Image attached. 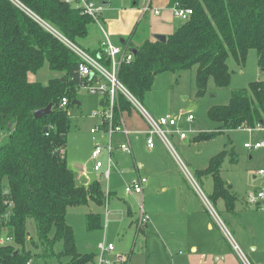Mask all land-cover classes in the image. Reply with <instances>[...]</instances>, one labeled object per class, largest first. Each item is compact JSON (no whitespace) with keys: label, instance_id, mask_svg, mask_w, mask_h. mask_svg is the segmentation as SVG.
Returning <instances> with one entry per match:
<instances>
[{"label":"trees","instance_id":"trees-1","mask_svg":"<svg viewBox=\"0 0 264 264\" xmlns=\"http://www.w3.org/2000/svg\"><path fill=\"white\" fill-rule=\"evenodd\" d=\"M20 1L76 44L86 39L95 22L65 0ZM176 3L192 9L193 15L166 42L150 39L146 18L124 41L123 46L136 49L137 55L122 64L119 80L141 102L159 75L194 68L198 97L206 95L211 80L226 88L232 78L228 60L245 65L251 50L257 52L258 67L264 73V0H170L169 7ZM86 51L103 59L102 48ZM46 64L59 75L47 84L31 81L30 75ZM78 69V58L56 37L8 0H0V128L9 135V143L0 146V236L5 232L13 239L0 246V264L95 262L94 254L78 252L74 231L67 223L69 209L91 203L103 207L108 201L100 181L79 185L67 161L68 111L87 83ZM64 98L69 104L61 109ZM49 105L50 115L34 117L36 110ZM118 105L116 122L132 109L124 97ZM208 116L221 127L218 132L197 135V142L214 139L220 131L264 123V81L234 90L229 104L210 108ZM225 156L226 151L215 156L199 174L212 179L213 202L223 200L226 209L234 212L237 197L222 178ZM127 208L131 215L129 204ZM30 221L35 224L34 236ZM86 225L90 231L102 229V215L88 213Z\"/></svg>","mask_w":264,"mask_h":264},{"label":"rangeland","instance_id":"rangeland-1","mask_svg":"<svg viewBox=\"0 0 264 264\" xmlns=\"http://www.w3.org/2000/svg\"><path fill=\"white\" fill-rule=\"evenodd\" d=\"M92 1L97 6H102L105 2H110L111 5L102 12L99 23L94 22L89 26L90 30L86 39L78 42L77 45L85 50L98 49L105 37L104 31L108 34L109 27L117 24L118 19L122 20L123 13H127L125 10H138L143 14L151 2V0ZM150 10L149 7L146 12L147 18H152ZM175 20L178 26L183 22L179 19ZM119 43L116 41L115 46H119ZM228 66L232 76L230 85L219 88L211 80L206 95L201 98L197 96L196 91V68L184 73H165L156 78L153 89L146 94L141 104L155 118L162 116L177 118V126L186 132L187 139L182 140L179 135H169L173 147L172 154L158 140L157 149L150 151L146 147V139L143 136L132 135L135 159H127V163L121 166L120 171H117L118 167L112 169L109 181L111 194L107 192L108 182L104 178L107 167L105 166L101 173L92 172L95 162L91 154L96 141L91 134V129L100 122V119L94 117V113L100 108L101 97L89 94L83 88L79 89L77 101L81 105L74 104L68 111L71 119L65 145L68 165L75 172L79 185L84 184V180L92 182L98 180L108 196V201L103 207L91 203L88 206L69 209L67 223L74 231L79 253L94 254L97 257L101 252V245L113 244L116 252L110 258L115 259L116 255L122 256L127 260V264H180L174 259L175 254L178 256L186 253L187 250L189 253L192 252L191 248L183 247L182 249V245L199 236L203 228L202 220L207 217V214L202 211L204 207L208 211L210 209L204 204L197 188L181 169L176 159L179 158L189 169L204 198L221 216L228 231L229 240L240 245L242 254L251 264L255 263H252L253 260L249 256L248 246L255 243L259 249L258 256L263 260L260 264H264V209L257 210L258 208L253 206L242 212L240 210L237 214H234L235 211L230 222L226 214L221 213L222 208L215 205L211 199L212 179L199 174L200 171L209 167L215 156L226 151L222 162V177L226 184L231 183L234 186L239 204L244 203L246 194L256 193L260 191V188H264V178L259 176L260 171L264 170V149L250 151L244 147L246 143L258 140L264 134H250L238 129L220 131V134L211 140L195 141L197 135L218 132L221 127L220 123L209 118L210 108L226 106L234 90L247 88L256 81H264V73L258 67L255 50L249 52L245 65H240L230 58ZM58 75L49 70L46 64L36 75H30L29 78L31 81L47 84L50 79ZM136 114L145 122L138 112ZM190 115H193L195 119L192 123L188 121ZM98 138L97 142H104ZM8 143L9 135L0 128V146ZM116 152L120 151H115L113 154L115 162ZM232 159L236 161L233 162ZM135 164L140 165V169L135 170ZM124 171L128 173L125 174ZM138 177L147 178L149 181L145 195L136 196L125 193L126 184ZM202 178L206 180L202 181ZM127 204L131 207V215H128ZM142 212H146L147 223H142L140 220ZM88 213L102 215V229L88 230L86 225ZM136 221H138L137 224ZM146 224L148 228L142 230ZM28 227L31 235L34 236L36 232L34 222L30 221ZM183 230L187 234H183ZM5 236V232H2L1 238ZM211 236V243H215L218 247L230 246L220 226H215ZM90 264H96V259Z\"/></svg>","mask_w":264,"mask_h":264},{"label":"built area","instance_id":"built-area-1","mask_svg":"<svg viewBox=\"0 0 264 264\" xmlns=\"http://www.w3.org/2000/svg\"><path fill=\"white\" fill-rule=\"evenodd\" d=\"M8 1L26 13L33 20L38 22L78 58L79 75L87 80V83L83 84L80 89L83 88L89 94L97 95L102 98L104 106L94 113V117L100 119V122L91 129V134L94 135V140L96 141L91 157L95 162L93 167L94 172H101L105 166L107 167L104 178L108 182V188L111 178V171L116 167V162L113 159L114 152L120 151L128 155H133V149L129 140L131 132L127 128L122 117H120L119 121L116 122L115 110L119 106L118 103L120 97H124L130 103L132 109L137 111L145 120L148 126L146 131V145L149 150L155 149L158 140L164 144L173 154V147L168 136L179 135L182 140L187 138L186 132L178 128L177 118L170 116H162L159 118L153 117L147 110H145L141 104V101L136 96H134L119 80V72L122 64L130 63L135 58L132 50H129L123 45L115 46L111 42L108 34L104 31L105 40L101 45L104 56H102L103 59L96 58L82 47L56 31L46 22L41 20L34 12L21 3L20 0ZM65 1L68 4L74 5V7L80 9L82 13L89 15L95 22L99 23V17L104 11L103 6L95 5L92 0ZM170 9L173 13V16L176 19L182 20L183 22L190 20L193 15L192 9L184 8L179 3L174 4L172 7H170ZM148 10L149 6L145 8L146 12ZM155 14H160V11L156 10ZM68 104V99L64 98L60 103V108L66 109ZM188 121L192 123L194 121V116L190 115L188 117ZM239 130H245L250 134H264V123L257 124L255 127L244 126L239 128ZM97 135L99 136L100 140H103L104 142H97ZM117 135H122V137L125 138V142L116 145L114 137ZM244 147L250 151L264 149V136L258 140L252 141L251 143H246ZM176 159L178 160V163L181 169H183L187 178L190 179V181L198 189L199 193L202 194L189 169L179 158ZM259 175L264 177V170L260 171ZM147 184V178L138 177V179L126 184L125 193L129 195L143 196L144 188ZM107 192L109 193V189ZM247 203L250 207L262 206V209H264V188L256 193L248 194ZM213 215L216 217V219H218V216L215 212ZM141 222H148V218L145 216L144 212H142L141 215ZM221 227L229 240V234L225 225H221ZM12 240L13 239L9 236H5L4 238H1L0 236V246L11 243ZM229 241L232 243L233 249L239 255L243 264H251V262L248 261V258L242 254L239 246L235 242L231 240ZM100 250L101 252L96 258V264H119L121 262L120 259L110 258V256L115 251V246L113 244H103L100 246ZM28 264H31V262Z\"/></svg>","mask_w":264,"mask_h":264},{"label":"crops","instance_id":"crops-1","mask_svg":"<svg viewBox=\"0 0 264 264\" xmlns=\"http://www.w3.org/2000/svg\"><path fill=\"white\" fill-rule=\"evenodd\" d=\"M153 3H154V6H153ZM169 4H170V0H151V2L147 6H149L151 9L150 11H151L152 18H150V17L147 18L146 12L141 14V12L138 10H125V12H127V13H123L122 20L118 19L116 22L117 24H115L112 27H109L108 36L110 35L109 38L111 37L110 38L111 42L115 45L116 41H119L120 42L119 45H123L122 41H125V39H128L131 36L134 29L136 28L138 23H140L142 21L143 18H147V22H148L149 27H150V39L151 40L155 39L154 38L155 35H165L166 37H168L169 35H172L183 24V22L181 23L180 26L176 25V20H175L176 18L173 16V13L169 7ZM110 5H111L110 2H108V3L105 2L102 5L104 7V11H105V8L109 7ZM156 10H159L160 14L156 15L155 14ZM104 40H105V38L101 42V45L104 42ZM101 45L99 48H101ZM77 103H78V105H81L80 102H77ZM103 106H104V104H103V100L101 98L100 99V108ZM100 108H99V110H100ZM136 112L137 111L131 109L129 111H125L124 113H122L120 115V117H122L124 123L126 124L127 128L131 132L130 136H129V140H130V143H131V146L133 149V155H126V154L121 153V152H116L115 158H116V167H118L117 171H120L121 166L124 165L125 163H127V159H129V158L135 159L134 158V148H133L131 136L132 135H137V136L139 135V136H143L146 139V131H147L146 123L140 119V117L136 114ZM114 141H115L116 145H119V144H122L125 142V138L122 137V135H117L114 137ZM157 145H158V142L156 144L155 149H153V150L157 149ZM146 147H147V145H146ZM147 149H148V147H147ZM153 150H150V151H153ZM135 166H136L135 170L140 169V165L135 164ZM92 172L96 173V172H94V170H92ZM124 172H125V174L128 173L127 171H124ZM208 178H210V177H208ZM203 180H206V179L202 178V181ZM90 182H92V181L84 180V184H88ZM148 183H149V181H148ZM227 184L231 186L232 191L234 192V194L237 197L236 191L234 190V186L231 183H227ZM147 185L144 188V195H145V190H146ZM108 189H109V192H111L110 187L109 188L107 187V190ZM261 189L262 188H260V190ZM212 192H213V187H212ZM212 192H211V195H212ZM198 194L200 197L202 196L201 199L203 200V202H205L204 204L207 205L210 210L208 211L204 207V210L202 211L203 213L207 214V217H206V219L202 220L203 228L201 229L199 236L195 240L191 239V241H189V243H185L182 245V249H183V247H185L186 249L191 248L192 252L189 253V250H187L186 253L179 254L178 255L179 257L177 256V254H175L176 257H174V259L177 262H179L180 264H243L242 261H240L241 259H239L240 258L239 255L235 252V250L233 249V245L230 243V241L228 240L227 237L225 240L230 245L228 247L226 245V247L220 248L215 243H211V237H212L211 233L214 231L215 226L216 227L220 226V228H222L221 225H224V224H223V221L221 220V216L215 212L213 207H211L209 201L206 198H204L201 193H198ZM247 196L248 195L246 194V197L244 199V203L242 205L238 203V199H237V202L235 205V211L236 212L234 211L235 213L229 212L226 209V204L223 200H218L214 204L217 206H220V208H222V209H220L221 213H225L226 216L228 217V220L231 222L230 218H233V213L237 214L238 212H240V210L242 212V210H244V209L247 210V208H251L247 203ZM257 208H258L257 210L262 209V206L257 207ZM214 212L217 214L219 220L216 219V217L213 215ZM140 220H141V218H140ZM229 221H228V223H230ZM146 225L143 227L142 230H144L145 228L146 229L148 228V225L147 226ZM203 229H205L204 234H203ZM205 231L207 233H205ZM182 232H183V234H187V232L184 230ZM237 245L240 248V245L239 244H237ZM243 245H248V243L247 244L243 243ZM248 249L250 251L249 256L253 260L252 263L260 264L263 260L261 259V257L258 256V253H259L258 246L255 243H252L248 246ZM240 250H241V248H240ZM115 252H116V248H115L114 253L111 255V257L114 256ZM115 258L120 259L122 263L127 264V260L124 257L116 255ZM236 258H238L239 261Z\"/></svg>","mask_w":264,"mask_h":264},{"label":"water","instance_id":"water-1","mask_svg":"<svg viewBox=\"0 0 264 264\" xmlns=\"http://www.w3.org/2000/svg\"><path fill=\"white\" fill-rule=\"evenodd\" d=\"M154 38L159 41V42H166L167 37L165 35H155ZM122 44H124V41H122ZM134 55H137V50L133 49L132 50ZM75 104H78L77 102H75ZM52 113V105H49L48 107L44 108V109H40V110H36L34 112V117L36 119H40L43 117H46L47 115H50ZM9 128H11V125H9ZM47 131V128H44V132Z\"/></svg>","mask_w":264,"mask_h":264}]
</instances>
